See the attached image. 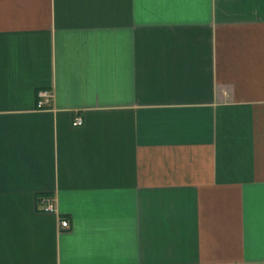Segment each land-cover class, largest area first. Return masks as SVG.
I'll return each instance as SVG.
<instances>
[{"label": "crops", "instance_id": "0c3cea01", "mask_svg": "<svg viewBox=\"0 0 264 264\" xmlns=\"http://www.w3.org/2000/svg\"><path fill=\"white\" fill-rule=\"evenodd\" d=\"M0 264H264V0H0Z\"/></svg>", "mask_w": 264, "mask_h": 264}, {"label": "built area", "instance_id": "2783aa9c", "mask_svg": "<svg viewBox=\"0 0 264 264\" xmlns=\"http://www.w3.org/2000/svg\"><path fill=\"white\" fill-rule=\"evenodd\" d=\"M53 94L49 91H39L37 94V106L39 109H45L47 106H49L52 102ZM83 125V120L79 117L75 118L73 126L74 127H80ZM54 201L53 200H43V204H46V207L44 208V212H55L54 208ZM61 227L64 229L69 228V222L67 220H62L60 223Z\"/></svg>", "mask_w": 264, "mask_h": 264}]
</instances>
